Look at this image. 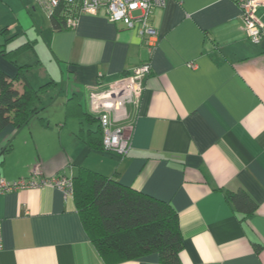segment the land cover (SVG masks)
<instances>
[{"label": "crops", "instance_id": "0c3cea01", "mask_svg": "<svg viewBox=\"0 0 264 264\" xmlns=\"http://www.w3.org/2000/svg\"><path fill=\"white\" fill-rule=\"evenodd\" d=\"M257 15L264 24V2ZM149 21L159 34L153 46L102 9L57 30L35 0H0V49L32 41L15 61L0 52V69L11 80L28 64L35 87L53 80L27 123L0 122V177L28 176L37 162L46 177L83 166L163 199L178 212L179 262L158 252L106 260L73 194L46 183L0 192V264H264V35L250 39L235 0H166ZM144 61L152 71L121 120L129 151L86 142L100 127L90 112L93 88ZM13 83L23 89L22 80ZM56 96L55 120L39 115ZM238 190L256 203L253 212L230 200Z\"/></svg>", "mask_w": 264, "mask_h": 264}, {"label": "trees", "instance_id": "16d2710c", "mask_svg": "<svg viewBox=\"0 0 264 264\" xmlns=\"http://www.w3.org/2000/svg\"><path fill=\"white\" fill-rule=\"evenodd\" d=\"M67 4H60L49 15L55 29L71 28L68 23ZM11 37H7L9 40ZM6 43V42H5ZM32 45L26 41L12 49H0L11 61L18 53ZM30 65H18V72L9 75L0 69V122L10 120L21 126L38 113V102L53 80L35 87L28 80ZM14 80L24 82L20 91ZM88 119L94 118L89 112ZM83 138L89 144L103 147V129L87 131ZM73 196L82 222L91 240L108 261L135 258L158 252L165 263H178L183 247V234L176 209L167 201L123 184L116 177L81 166L73 176ZM228 196L237 208L247 213L255 210L256 203L244 190L230 191Z\"/></svg>", "mask_w": 264, "mask_h": 264}, {"label": "built area", "instance_id": "2783aa9c", "mask_svg": "<svg viewBox=\"0 0 264 264\" xmlns=\"http://www.w3.org/2000/svg\"><path fill=\"white\" fill-rule=\"evenodd\" d=\"M50 15L60 4H67L68 23L75 25L79 14L105 11L113 22L122 21L129 28H138L147 43L154 45L159 36L157 29L150 24L154 9L165 4L166 0H35ZM241 9L244 29L252 41L259 42L264 35V24L257 15V7L264 0H235ZM152 71L150 61L137 65L132 74L107 85H98L90 93V112L97 114L103 129V148L125 155L131 140L121 120L127 116L126 103L138 105L144 90L143 77ZM54 184L63 189L65 195L73 194V178L63 173L46 177L41 164L37 162L28 176L15 179L0 177V192L12 191L39 184ZM0 229V249L2 247Z\"/></svg>", "mask_w": 264, "mask_h": 264}, {"label": "rangeland", "instance_id": "374dc122", "mask_svg": "<svg viewBox=\"0 0 264 264\" xmlns=\"http://www.w3.org/2000/svg\"><path fill=\"white\" fill-rule=\"evenodd\" d=\"M36 2V1H35ZM37 3V2H36ZM40 7H41V9H43V11L47 14V12H46V10L39 4V3H37ZM36 77H40V75H38V74H36L35 75ZM61 101V96H56V98L55 99H53V100H51L50 102H47V101H45V102H47V106L44 108V110L42 111V112H40L39 113V115H41V116H46V117H50V118H52L53 120H55V118H56V107H57V105H59V102ZM85 107L86 108H88V106H86V103H85ZM94 115H97V114H94ZM34 119H37V117L36 118H34ZM77 120L79 119V118H76ZM86 122H89L87 119H86ZM86 125H88L89 123H85ZM91 125H92V122L90 123ZM94 124V123H93Z\"/></svg>", "mask_w": 264, "mask_h": 264}]
</instances>
